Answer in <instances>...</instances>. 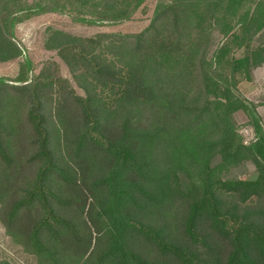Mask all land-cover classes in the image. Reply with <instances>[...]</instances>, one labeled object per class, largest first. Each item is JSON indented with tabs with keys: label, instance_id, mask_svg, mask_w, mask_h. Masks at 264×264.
Masks as SVG:
<instances>
[{
	"label": "trees",
	"instance_id": "obj_1",
	"mask_svg": "<svg viewBox=\"0 0 264 264\" xmlns=\"http://www.w3.org/2000/svg\"><path fill=\"white\" fill-rule=\"evenodd\" d=\"M233 2L222 1L219 6L214 5L209 9L214 16L223 9L222 6H229ZM186 11V5L184 7L177 1H170L161 7L149 26L140 33L97 34L90 38L67 36L69 48L60 52L72 72L81 70L91 77L90 83L94 86L111 92L117 106H122L123 110L129 108L148 112L144 120L124 117L120 127L106 136L102 126L118 107L109 109L96 105L94 101L97 100L91 96L72 98V105L79 117L74 133L67 142L69 153L74 161L81 164H87L86 161L90 159L103 164L100 171L102 176L90 183L101 198L97 214L101 222V239L98 242L103 245L97 247L98 251H91L88 258L93 259V264H204L201 248L210 251L220 249V264H264V138L259 137L249 145L243 144L235 131L225 123L222 114L216 113L215 117L222 127L211 147L226 164L252 162L256 173L250 179L224 180L219 176L212 177L211 169L205 166L204 170H198V182L182 188L178 173L180 164L196 166L197 161L193 158L184 162L173 161L163 149L159 133L150 124L155 107L162 99L161 90L150 80L151 65L164 56L179 57L185 54L189 58L195 57L200 50L188 48L186 44L188 38L185 39V29L182 27ZM258 12L264 17V0L259 1L250 16H243L242 31L248 36V42L258 31L249 34L252 26L264 27L260 25V20L264 24V18L258 16ZM211 21L214 22V17L208 21V28L203 26L208 34ZM10 29L11 21L2 13L0 6V62L12 60L19 53L11 41ZM200 40V36L194 39L197 47L201 45ZM107 45L128 46L133 61L125 67L112 66L102 59L100 53L95 52ZM225 51L226 46H222L216 57L219 58ZM67 55L72 59H68ZM260 60L261 57L254 64ZM207 64L203 52L198 57V64L183 66L181 76L188 73L190 77H201L202 97L205 103L210 104L207 95L220 89L216 84L211 89ZM52 86L54 83L41 87L36 84L0 85V162L5 167L12 163L8 148L12 133L5 115L13 95L26 107L24 121L32 137L31 145L28 144L32 152L27 163L36 166L29 187L8 206L4 215L5 227L9 234L14 233L22 238L26 251L40 257L43 264H60L71 250H85V242L77 225L58 209L68 205L69 201L56 188L69 189L72 175L51 149L52 137L41 89ZM220 97L225 100L219 104L225 107L226 114L243 107L227 86ZM207 104L199 109L197 106H180L182 114L190 111L191 115L185 117L176 115L173 109L168 108L165 115H170L171 120L167 132L199 125L205 114L209 113ZM176 197L185 204L187 247L170 241L164 229L138 222L127 214L130 206L141 209V202L156 207ZM229 197L232 199H227ZM229 200L234 203H229ZM251 203H260L263 208L241 210L242 206ZM31 211H35L37 216H31ZM136 239L155 253L156 260L148 259L144 252L137 249Z\"/></svg>",
	"mask_w": 264,
	"mask_h": 264
},
{
	"label": "rangeland",
	"instance_id": "obj_2",
	"mask_svg": "<svg viewBox=\"0 0 264 264\" xmlns=\"http://www.w3.org/2000/svg\"><path fill=\"white\" fill-rule=\"evenodd\" d=\"M170 1H177L184 7L186 5L183 35L185 39L188 38L185 40L188 48L196 47L200 50L195 57L189 58L185 54L179 57L164 56L151 65L150 80L161 90L162 99L159 106L155 107L150 124L159 133L162 147L173 161L184 162L190 158L197 161L196 166L180 164L178 173L182 188L198 182V170H204L205 166L211 169L212 177L219 176L224 180L250 179L256 173L252 162L226 164L211 144L215 136L221 133L222 127L215 117L216 113L222 114L225 123L235 131L243 144L249 145L259 137L264 138V27L252 26L249 34L258 31L249 42L248 36L242 31L243 16H250L260 0H233V4L222 6L223 9L214 16L209 8L219 6L226 0H0L2 13L11 21V41L19 52L16 58L0 62V85L36 84L41 87L54 83L52 87L41 89L47 107L51 149L72 175L69 189L56 188L69 201L68 205L58 209L77 225L85 242V250H71L60 264H93V259L88 258L91 251H98L97 247L103 246L98 242L101 239V222L97 214L101 198L97 190L90 186L94 179L102 176L100 171L103 164L91 159L86 161L87 164H81L74 161L69 153L67 142L74 133L79 117L72 105V98L91 96L97 100L94 101L96 105L109 109L117 106L111 92L94 86L90 83L91 77H87L81 70L72 72L60 52L69 48L70 40L67 36L90 38L97 34L140 33L149 26L161 7ZM257 15L263 17L259 12ZM212 17L214 22L211 21L208 34V31L204 32L203 26L208 28V21ZM260 25H264L261 20ZM196 36L201 38L199 47L194 43ZM222 46H226V51L217 58L216 54ZM95 52L118 68L133 61L126 45H107ZM203 52L208 62L206 71L210 87L212 89L216 84L219 91H222L209 92L207 100L210 104L205 103L202 97L204 91L200 88L201 77H190L188 73L181 76L183 66L198 64V57ZM259 57L261 60L254 64ZM67 58L72 59L69 55ZM226 86L243 106L230 114H226L225 107L219 104L225 102L220 96ZM206 104L209 113L205 114L199 125L167 132L171 120L170 115H165L168 108L173 109L176 115L185 117L191 115L190 111L182 114L180 106H197L199 109ZM117 107L116 112L110 113L102 126L106 136L120 127L124 117L144 120L143 117L148 116V112ZM25 111V105L12 95L5 115L12 133L8 141L12 163L5 167L0 162V264H43L40 257L26 251L22 238L14 233L9 234L4 220L8 206L22 196L36 172V166L27 163L32 152L28 146L31 145L32 137L24 121ZM193 114L196 115L195 112ZM228 202L234 203L232 200ZM139 204L141 209L130 206L127 214L138 222L164 229L170 241L182 247L188 246L184 233L185 204L179 197L164 201L156 207L145 202ZM262 208L260 203H251L242 206L241 210ZM30 213L33 217L37 216L35 211ZM202 232L205 234L204 230ZM135 245L148 259L156 260L155 253L140 240L136 239ZM200 252L204 264L221 263L220 249L210 251L201 248Z\"/></svg>",
	"mask_w": 264,
	"mask_h": 264
}]
</instances>
